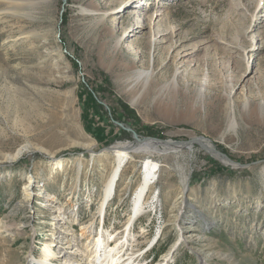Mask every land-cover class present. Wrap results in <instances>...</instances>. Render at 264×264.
Here are the masks:
<instances>
[{
	"label": "rangeland",
	"instance_id": "rangeland-1",
	"mask_svg": "<svg viewBox=\"0 0 264 264\" xmlns=\"http://www.w3.org/2000/svg\"><path fill=\"white\" fill-rule=\"evenodd\" d=\"M150 35L162 43L153 48ZM135 70L148 73L145 88L128 82ZM260 107L264 0H0V264H35L51 240L58 256L60 245L89 249L101 229L113 245L134 216L145 159L155 178L123 257L264 264ZM135 136L190 145L129 149L101 218L112 152L136 147Z\"/></svg>",
	"mask_w": 264,
	"mask_h": 264
},
{
	"label": "bare ground",
	"instance_id": "bare-ground-1",
	"mask_svg": "<svg viewBox=\"0 0 264 264\" xmlns=\"http://www.w3.org/2000/svg\"><path fill=\"white\" fill-rule=\"evenodd\" d=\"M132 2L133 1H130L129 3H132ZM126 5H130V4H126ZM159 12L160 11L156 12L154 20L158 17V15H160ZM140 28L141 26L135 25L131 30H129V32H132L131 34L133 35L134 33H136L135 31ZM123 33H126V32H123ZM127 35L128 33L126 34V36ZM121 36L116 38V41H115L116 48L121 42V38H122ZM158 38H156L155 35L149 36L148 38L149 43L153 48H156L158 44L162 43L160 40H158ZM172 44L173 43L168 44L169 49L172 47ZM194 48L195 47H192V51H190L187 54H183V56L188 55V56L193 57L195 55V52H197V49H194ZM134 74H133L134 76H132L131 80L128 82L132 85V87L141 85L143 86V88H145L148 83V73H145L142 70H135ZM243 107H244V110H246L247 103H245ZM260 110H261V115H264V107H260ZM228 122H229V126L231 127L234 126L235 119H234L233 108H230ZM139 140L140 139L137 138L134 141L135 143L134 146L136 147H132L130 146L129 143L128 144L125 143V144L118 145V147L115 148V150L112 152L113 153L112 155L116 157L117 160H116V166L113 169L112 175L110 176L108 181H106L107 183L105 184L104 196H103L101 206H100V211H99L101 218L103 214V206L105 208V205L108 203V201H110L113 198L114 192L112 193V190H113L115 183L118 181L119 174L124 166L125 160L127 159L129 155L128 153L129 149L133 148L135 150H140V151L145 152L144 154H148V155H153V154L159 155V154H166L169 151H176L182 148H188L190 145L189 142H186V143L175 144V146L172 147L169 145H174L173 143L168 144V142L166 143L165 141H159V140L152 139L155 142L154 143L152 141H141V140L139 141ZM198 140L201 146H203L207 150H210L214 154L213 155L214 158L218 159L219 161H222L224 165H227L226 160L220 157L219 155L220 153L215 151L212 148V145L210 143H207V141L206 143H204L201 141V139H195L194 142L196 143V141ZM156 144H158L161 147L157 146ZM24 151L25 150L23 148L17 150V152L11 158L16 159L20 157ZM156 165H157L156 162L150 159H145V164L143 166V169H144L143 180L140 182V184L135 190L136 196H135L134 205H133L134 206L133 207L134 216L128 219V222H127L128 225L126 229L124 230L125 232L122 233L121 237L117 238V236L119 235L118 233L115 235L113 234L114 235L113 237L112 235L110 236V238L112 237L113 239H115L114 241H112L113 245L110 244L111 242L109 243L108 241L109 238L107 239L104 238L103 233H106V232L103 229H101L99 230V235L97 234L96 236L92 238L91 243H90L91 247L89 249L86 246L83 249V246H82L81 248L78 247L74 252H71V251H66L65 247H61L60 245L59 253L63 252V254L62 256H58L57 252L55 253L52 251V249L54 247H57L58 245L57 243L54 244L55 242L51 240L48 244H46L43 247L42 254H41L42 256L34 261L31 258L30 262H34L35 264H57L61 258L62 262L60 264H134L132 263L133 262L132 256L123 257L125 253H123L122 250H123V247L128 244L127 237L131 235L130 227L132 225L133 220L135 219L136 216H140L141 213H143L144 204L146 201L145 199L146 193L148 192L150 185L153 183V180L155 178V170L157 168ZM57 167H59V164H57L55 168ZM263 171H264V168H263ZM30 184H31V178H28L26 185L23 188L24 193H27V190ZM178 198L181 199L182 195ZM177 202H178L177 204L179 205L182 204V200L181 201L178 200ZM59 215H61L60 212H59ZM61 217L59 216L58 221L63 220V217L62 218ZM81 230L82 231L80 232V236L84 237L86 233L85 231H87V229L85 227H82ZM54 231H55V227H54ZM54 234L56 233L52 232V235ZM130 237L132 238L133 236H130ZM83 259H84V263H81Z\"/></svg>",
	"mask_w": 264,
	"mask_h": 264
},
{
	"label": "water",
	"instance_id": "water-1",
	"mask_svg": "<svg viewBox=\"0 0 264 264\" xmlns=\"http://www.w3.org/2000/svg\"><path fill=\"white\" fill-rule=\"evenodd\" d=\"M137 136H135L134 138L135 139H137L136 138ZM145 139H148V138H145ZM154 140V139H153ZM156 140V139H155ZM161 141V140H160ZM166 143L168 142V141H165ZM196 143H198L199 144V140L198 141H196ZM168 144H172V143H170V142H168ZM200 145V144H199ZM203 147V146H202ZM220 155V157L222 158V159H225L228 163H234L233 161H231L226 155H224V154H219ZM236 166H238V167H243V165H241V164H239V163H234Z\"/></svg>",
	"mask_w": 264,
	"mask_h": 264
}]
</instances>
